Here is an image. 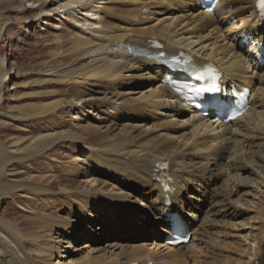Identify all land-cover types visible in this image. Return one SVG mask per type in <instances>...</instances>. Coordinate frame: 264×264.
Listing matches in <instances>:
<instances>
[{"label": "bare ground", "instance_id": "obj_1", "mask_svg": "<svg viewBox=\"0 0 264 264\" xmlns=\"http://www.w3.org/2000/svg\"><path fill=\"white\" fill-rule=\"evenodd\" d=\"M25 1L37 7L34 18L48 25L57 24L61 12L71 34L65 49L58 37L52 42L38 73L49 81L39 82L38 96L57 94L44 89L52 84L80 90L70 99L9 106L0 114L8 122L0 127L68 107L78 128L14 138L7 147L0 141V205L14 195L48 200L60 193L78 209L64 218L51 207L38 214L17 203L36 229L30 235L23 222L0 214V264H264V71L237 46L243 34L255 40L262 35L255 0H220L213 15L202 13L196 0ZM4 23L0 19V32ZM154 41L166 53L186 51L196 65L210 61L224 81L249 87L248 111L224 125L182 106L160 84L163 66L141 50ZM137 49L140 56L130 53ZM25 76L16 65L0 62V100L9 82L10 99L19 101L18 89L28 88ZM60 141L72 142L77 151L67 166L81 178L75 188L55 193L48 173L10 172ZM163 162L175 210L191 227L185 246L162 243L163 192L154 179ZM241 192L248 198L242 200ZM82 239L86 243L76 248ZM26 241L38 246L37 255Z\"/></svg>", "mask_w": 264, "mask_h": 264}, {"label": "rangeland", "instance_id": "obj_2", "mask_svg": "<svg viewBox=\"0 0 264 264\" xmlns=\"http://www.w3.org/2000/svg\"><path fill=\"white\" fill-rule=\"evenodd\" d=\"M34 11H37V7L28 4L25 0H0V19L5 21V25L2 27L3 30L0 32V62L2 64L16 65L23 69L26 72V76L22 81L27 82L28 87L26 89L24 87L19 88L20 100L13 101L10 99V94L13 93V89H10L11 84L9 82L4 84L2 89L3 98L0 100V114L5 113L4 110H7L9 106L13 108L26 107L29 104H39L56 97L70 99L80 90L75 85L60 86L52 84L44 89L49 93L57 92V94L49 97L38 96L42 92L41 88L43 86L39 82L49 81V78L40 76L38 73L42 70L43 64L48 61L49 53L55 46L52 42L58 37L65 49L69 45L71 34L67 19L61 12L59 15L61 18L58 19V23L48 25L45 24V18L35 19ZM82 18L80 16V19ZM74 114V110L64 107L56 115L46 116L41 119L34 118L20 123L9 122L10 126L0 127V141L7 147L14 138L28 139L43 133L47 134L63 130L76 131V128H78L76 122L71 120V115ZM1 121L8 122L3 116H0ZM75 152L77 151L72 142L60 141L34 160L12 166L10 172L22 174L25 177H35L36 175L39 177L48 173L51 176L48 181L51 180L52 183L48 188L55 193H58L60 188H65V186L75 188L81 182V178L67 170V166L76 155ZM241 193L242 200L248 198V192ZM17 203L21 204L26 210H36L38 214L51 207L53 208L52 212H57V214L60 212L64 218H66L67 214L73 215L78 209L70 198L60 193L54 196L53 199L48 200L40 196L26 198L19 195L2 199L0 214L5 220L23 222V225H21L24 228L26 227L24 233L27 235H30L36 229L26 220V218L30 217L29 213L26 210H21L20 205ZM253 214V212H250V215ZM72 219L78 220L77 218ZM29 242L26 241L28 251L37 255L38 246ZM85 243L86 240L82 239L76 248L82 247Z\"/></svg>", "mask_w": 264, "mask_h": 264}, {"label": "snow or ice", "instance_id": "obj_3", "mask_svg": "<svg viewBox=\"0 0 264 264\" xmlns=\"http://www.w3.org/2000/svg\"><path fill=\"white\" fill-rule=\"evenodd\" d=\"M261 9H264V0H260L259 5ZM199 94V93H198Z\"/></svg>", "mask_w": 264, "mask_h": 264}]
</instances>
